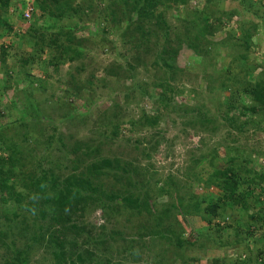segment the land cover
I'll list each match as a JSON object with an SVG mask.
<instances>
[{
	"label": "rangeland",
	"instance_id": "obj_1",
	"mask_svg": "<svg viewBox=\"0 0 264 264\" xmlns=\"http://www.w3.org/2000/svg\"><path fill=\"white\" fill-rule=\"evenodd\" d=\"M29 1L34 11L26 21ZM151 1L77 0L86 12L72 36H62L66 48L53 58L55 51L46 47L35 63H26L38 54L29 33L33 23L45 42L73 24L48 17L37 0H10L3 19L14 33L0 39V52L2 44L9 48L4 66L0 59V121L16 123L9 135L24 162L10 183L23 192L21 173L46 175L50 193L56 180L89 178L96 192L75 190L58 225L57 245L77 264H240L249 257L264 264V222L249 234L250 217L241 210L209 222L192 206L196 197L209 203L223 196L210 177L231 157L239 159L242 174V159L250 156L251 166L264 171V120L254 118L256 125L242 130L248 118L226 102L234 92L239 105L231 75L244 76L251 67L253 76L264 78V20L242 11L236 0L217 9L240 11L231 21L217 12L209 16L218 0H161L155 8ZM253 1L264 13V0ZM248 23L259 30L245 50L240 27ZM8 154L0 147V166ZM15 203L0 206V264L14 256L12 245L27 247L32 264H54V249L46 252L32 241L45 233L40 226L53 224L51 211L40 225Z\"/></svg>",
	"mask_w": 264,
	"mask_h": 264
},
{
	"label": "trees",
	"instance_id": "obj_2",
	"mask_svg": "<svg viewBox=\"0 0 264 264\" xmlns=\"http://www.w3.org/2000/svg\"><path fill=\"white\" fill-rule=\"evenodd\" d=\"M92 1H94V3L96 1L99 2V0ZM155 1L154 3L153 0L151 1V8H155L156 5H158L157 2H160L161 0ZM173 1L179 2L185 0ZM224 1L226 0H218V3L214 6L215 8L213 10L211 9V11L208 12L210 17H214L215 15H217L215 13L217 12L220 13V16L222 18H225V20L231 21L235 16L237 17V15H239L240 11L238 10H232L229 12L217 11L218 7ZM236 1H238L240 5L239 7L240 9H242V11L244 10V12L248 14H254V16L258 17L260 20H264V13L260 14L258 10L255 11L253 0ZM142 2L145 3V0H141V3ZM36 4V7H39L41 10H43L45 15H48V17H53L60 23H62L65 19L71 21L73 25L68 24L67 26H60L56 35H53L51 40L45 42V37L42 31H39L37 28H35V25L33 23V26L30 28L32 32L29 33L31 34V36L33 35L32 39L37 40L33 42L34 45L32 46H34L33 49H35L36 47V50L38 52L35 51V53L38 54H29L28 57L24 58L26 63H35L36 56L39 57V54L49 46L55 51V55L53 56V58L58 57L66 48L62 43V36L66 35L67 38L68 36H72L71 33H73L74 28L79 25V23H77V18H79L80 20L81 14H85L86 12L83 9L84 7H81L80 2L77 3V0H37ZM10 5V0H0V27L3 26V29L5 31L3 34H0V39H4V37L11 36L14 33L12 24L9 23V21H7L6 19H3V17L7 15ZM221 17L218 16L216 20L218 22H222ZM34 18L36 20L39 18L37 13L34 14ZM115 20L118 23L119 21H121L118 18H115ZM216 29L217 28L214 27V30L210 32L214 33ZM240 30L242 34V43L240 44V46L245 50H250L252 47V43L254 44V37L259 30V26L255 23H248L247 25L242 24ZM193 48L195 49V47ZM8 53V45L2 44L0 59L3 62V66L7 61ZM75 53H77V58H81V56H83L80 51ZM240 57L246 58V56ZM59 61L60 60H57L56 62ZM165 65L167 66V63ZM245 71L246 72L244 76L239 75V77H237L236 75H231L230 77L233 90L234 88H236V90H238L237 92H239V105L237 104V100H235L236 95H233L234 92L231 93L230 97H228L226 100L230 111L238 113L239 116L248 118H246L248 121L246 120L245 122L241 123L242 128L240 129L242 130H247L246 125L248 124L256 125L255 119L259 118L264 120V78H262V76L260 75L253 76L255 74L253 73V71H255L254 68L247 67L245 68ZM244 98H247L249 101H244ZM25 120L27 119L23 118L20 123H23ZM20 123L18 125H24V123ZM15 125L16 123H3L0 121V147L9 150V154L7 155V157L1 158L0 206L2 207V205L4 204L7 205L11 201L13 203L16 202V208L20 205L25 207L29 213L33 214V218H37L40 225H42L41 220L45 221L48 216V212L51 211V220H53V224L48 226L47 230L40 226L45 233L42 235V237L34 235V240L32 241H35L36 243L39 242L42 246L45 247L44 249L46 252L51 251V248L54 249V264H77L76 260L70 259L72 257L65 258L66 253L64 252L63 248L60 246V244L57 245V234H59L58 225H62L63 214L70 212L69 207H72V204L69 197L73 192L79 191L81 193L82 190L86 191V189L96 192V190L92 185V182L86 176L73 175L66 180H61V182H59L60 180H56V186L54 185L52 187L53 192L46 193V191L44 190V186L49 182L46 175H44L42 178L36 177L32 179L30 174L21 173V175L23 176L20 177V181L23 182L24 191L18 192L16 187L17 183H10V179L16 176L17 173H20L16 169H22L24 163L21 158L16 157V153L14 152L16 144L14 138L12 137L13 135H9V131L12 130V127H14ZM117 128L118 125L114 127V131L117 130ZM16 131L17 130H15V134ZM6 133H8L9 137L8 135H6ZM11 138L13 141L11 140ZM10 140L12 141V144L11 146H7V143ZM88 147L89 146L85 143V148ZM79 149H81V147H79ZM242 156V154L241 156L239 155V157ZM242 161L243 162H241V168L245 167V170H243L244 174L240 172V170L242 169H239V167V171L236 170V167L239 166V159L236 156L229 159V166H227L225 169H217L212 173V176L210 177L211 184H215L217 185V187H220L223 192V196L216 199L215 201H210L209 203H205L204 198L195 196V201L192 200V206L194 209V213L200 215L201 218H209V222H211V218L224 217V215H226L229 210H241L250 217V223L247 225L248 227L246 226V231L251 234L253 225L264 222V171L257 172L255 168L251 166L253 164L251 156L243 158ZM103 163L113 165V163H109L107 161ZM124 190L126 191V189ZM29 192H34L35 196L33 197V195H25ZM22 201H25V203H22ZM251 209H253L252 215L251 213H249ZM38 214L40 215L39 217ZM243 217L244 216L239 219H242L243 221ZM242 224H245V221ZM228 227L236 230V227L232 226V224ZM217 228V231L220 233L221 231H224L225 227L218 224ZM11 247L14 251V256L12 257V259H9V261L7 262L8 264H32L31 256L27 247L21 250L16 249L15 245H12ZM262 252L263 250H260L259 254H262ZM240 264H252L250 257L246 260H243Z\"/></svg>",
	"mask_w": 264,
	"mask_h": 264
},
{
	"label": "built area",
	"instance_id": "obj_3",
	"mask_svg": "<svg viewBox=\"0 0 264 264\" xmlns=\"http://www.w3.org/2000/svg\"><path fill=\"white\" fill-rule=\"evenodd\" d=\"M34 11V6L31 5L30 1L26 4V8L23 9L24 19L30 21Z\"/></svg>",
	"mask_w": 264,
	"mask_h": 264
},
{
	"label": "clouds",
	"instance_id": "obj_4",
	"mask_svg": "<svg viewBox=\"0 0 264 264\" xmlns=\"http://www.w3.org/2000/svg\"><path fill=\"white\" fill-rule=\"evenodd\" d=\"M25 20V19H24Z\"/></svg>",
	"mask_w": 264,
	"mask_h": 264
}]
</instances>
